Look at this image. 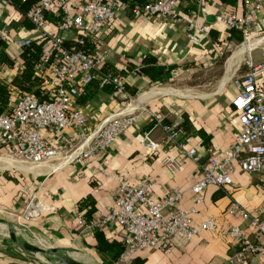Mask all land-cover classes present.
Listing matches in <instances>:
<instances>
[{
  "label": "crops",
  "instance_id": "1",
  "mask_svg": "<svg viewBox=\"0 0 264 264\" xmlns=\"http://www.w3.org/2000/svg\"><path fill=\"white\" fill-rule=\"evenodd\" d=\"M84 1L71 0L70 11L76 13ZM175 4L178 11L187 15L196 14L198 20L205 24V33L199 37L197 44L188 43L182 22L169 21L156 15L132 17L125 11H117L94 37V49H99L104 55L103 65L115 73L112 76L118 75L124 91L130 97L114 95L94 82L81 86L74 98V106L85 114L87 130L110 114L120 111L126 102H129L128 107L135 102L137 113L135 122L115 138L104 153L80 162L41 166L37 168L39 172L0 170V213L17 216L31 195L35 203L46 207L35 218L17 221L22 232L38 235L47 241L29 238L30 242L40 248L46 249L47 245L60 248L62 254L86 264H106L108 260L112 261L110 251L101 255L94 249L93 230L75 226L77 202L85 195H90L94 204L91 216L97 218L112 205L118 178L123 174V179L132 186L148 181V195L151 198L177 187L181 196L176 205L189 208L194 199L190 186L199 178V171L198 165L186 157L183 150L194 148L201 163L210 152L220 158L235 137L238 112L230 104L236 93L232 80L244 73L240 67V55L260 39H245L243 45L233 50L221 76L214 80L210 88L179 90L170 85L157 86L161 83L148 85L146 76L136 72L142 65L141 59L146 55L155 57L157 64L175 66L172 77L163 84L210 68L221 55L220 45H224L211 40L208 35L211 28L216 31L218 40L223 38V25L215 21V14L221 9L236 12L241 9L239 0L234 5L218 0H175ZM18 23L19 15L8 0H0V26L5 25L9 29L7 44H15L18 38L34 35L33 32L27 34L26 29L19 27ZM43 26L46 31L55 32V24L45 20ZM261 29H264V4L250 32ZM60 34L66 39H72L75 35L73 30ZM246 42L251 43L245 48ZM15 46L13 50L17 53L19 47ZM254 47L248 57L257 63L264 58V51L257 52ZM17 68L16 59L6 76L0 79L7 83ZM255 82L259 88L264 89V72L256 76ZM132 89H135L134 95L129 93ZM159 123L173 126L182 132L178 134L176 143L165 141ZM41 133L47 139L51 132L44 128ZM144 134L157 144L154 152L144 147ZM53 144L56 146L59 140L53 137ZM7 162L6 157H0V165L27 169L19 163ZM202 195L201 202L195 206V212L191 215L194 224L202 217L211 215L215 218L217 229L197 230L189 240L174 237L166 250L140 251L134 256L142 259L140 264H264V259L257 255L248 256L242 263L232 262L230 258L239 240H232L217 232L218 229L235 225L242 229L244 237L258 239V233L248 225L247 220L242 219L237 212L228 213V209L235 204L250 216L264 220L263 170L242 172L234 164L228 185H207ZM100 231L107 240L122 245V230L119 227L106 224ZM55 255L56 252L48 254L53 261L50 262L45 255L23 250L9 237L0 234V264H58L53 257Z\"/></svg>",
  "mask_w": 264,
  "mask_h": 264
},
{
  "label": "built area",
  "instance_id": "2",
  "mask_svg": "<svg viewBox=\"0 0 264 264\" xmlns=\"http://www.w3.org/2000/svg\"><path fill=\"white\" fill-rule=\"evenodd\" d=\"M70 2L71 0H38L24 13L33 27L34 34L45 41L41 50L42 63L47 62L51 56L53 59L47 69V75L40 79L44 98L40 99L31 92L16 95L9 111L0 114V157L12 158L30 170L41 166L50 167V164L54 163L80 162L100 155L115 138L135 122V102L131 107H128L129 102H126L120 111L110 114L87 130L85 114L74 106L78 89L92 80L104 59L99 49L93 48L92 52L88 53L79 45L83 43L84 38H94L117 11L128 12L132 17L146 14L182 22V29L190 45L197 44L199 37L205 33V24L198 20V16L178 11L175 0H148L130 6L120 0H85L76 13L70 11ZM239 2V12L221 9L214 17L223 27H239L242 38L246 39L251 25L258 18L264 0ZM52 4L60 8V21L55 25L56 33L46 31L43 26L44 13L52 8ZM67 30H73L75 34L72 38L74 43L69 45L63 43L64 38L60 34ZM8 36L7 26H0V42L6 41ZM28 40L29 37L18 38L15 44L24 46ZM231 44L228 42L227 47ZM244 63V73L232 80L236 93L230 100L232 108L238 112V130L223 155L219 158L210 152L205 161L199 163V156L194 148L183 150V154L198 165L199 171V178L190 186L194 195L191 207L179 208L176 205L181 196L177 187L151 198L148 195V181L132 186L126 183L124 175L121 174L113 203L100 216L86 221L77 212L75 226L78 228L102 230L106 224H113L122 230V250L112 264H129L130 260L143 250H166L174 237L189 240L197 230L215 231L217 228L213 216H204L197 224H194L191 217L195 206L203 198V189L207 185H228L234 164H237L242 172L260 169L264 172V89L259 88L255 82L256 76L264 72V58L253 63L247 57ZM99 79L101 84H111V92L114 95L130 97L124 91L123 82L119 78L102 74ZM158 125L165 134V141L176 143L178 134L182 132L173 126L161 123ZM44 128L50 129L51 132L47 139H44L41 133ZM53 137L59 140L56 146L53 144ZM142 141L149 152L156 150L157 144L151 141L147 134L143 135ZM6 147L10 149L6 150ZM53 160L55 162L48 163ZM100 171L107 175L103 169ZM44 209L46 207L35 203L31 195L21 213L14 218L16 222L20 219L35 218ZM235 212L256 230L258 239L250 240L244 237L242 229L235 225L218 229V234L239 240L230 260L242 263L250 255L264 259V220L250 216L232 204L228 213Z\"/></svg>",
  "mask_w": 264,
  "mask_h": 264
},
{
  "label": "trees",
  "instance_id": "3",
  "mask_svg": "<svg viewBox=\"0 0 264 264\" xmlns=\"http://www.w3.org/2000/svg\"><path fill=\"white\" fill-rule=\"evenodd\" d=\"M38 0H8L13 9L19 15V27L26 29L27 34L33 32L32 25L25 18L24 13L26 9ZM121 2L126 3L127 5L142 4L148 0H120ZM221 3L234 5L236 0H218ZM44 20L57 24L60 21V8L59 6L52 4V8L44 13ZM34 33V32H33ZM26 34V35H27ZM208 35L211 40L222 41L224 43L231 40L233 42H240L242 40V35L239 27L222 28L223 38L218 40L216 38V31L213 29L208 30ZM26 37V36H24ZM63 43L66 45L74 43L72 39H63ZM94 38H84V41L79 47L85 52L91 53L95 47ZM45 41L40 39L35 34L29 37L28 43L24 46H18L19 51L14 52L13 48L16 47L15 44H7L6 41L0 42V78H4L6 73L13 67L16 59L18 61V68L15 74L5 83L0 79V114L7 113L9 111L8 105L13 102V98L16 95L33 93L40 99L44 98L42 95V88L40 87V79L43 76L47 75V69H49L53 56L45 62L42 63L41 50ZM221 57V56H220ZM142 65L136 69V72L140 75L146 76L148 79V85H153L155 83H162L167 81L174 72L175 66L168 65L164 66L156 63V58L151 55H146L141 59ZM102 74L114 75L115 73L106 68L105 65H101L98 72L95 74L96 77H93L89 82L95 83V85H100L107 91H112V86L109 83L101 84L99 76ZM116 76V75H115ZM118 77V75H117ZM87 83V84H89ZM131 95H134L135 89L129 90ZM12 100V101H11ZM10 104V105H11ZM9 150V147L5 148ZM94 211L93 199L90 195H85L77 202V212L81 214L84 220H89L92 218L91 214ZM94 233V249L104 255L106 251L112 253V261L118 256L122 250V245L120 242L107 240L100 230H93ZM142 259L133 258L130 260L129 264H140Z\"/></svg>",
  "mask_w": 264,
  "mask_h": 264
},
{
  "label": "rangeland",
  "instance_id": "4",
  "mask_svg": "<svg viewBox=\"0 0 264 264\" xmlns=\"http://www.w3.org/2000/svg\"><path fill=\"white\" fill-rule=\"evenodd\" d=\"M246 39H251V40H258L259 41L255 42L254 45H252V47H254L253 49L257 52L259 51H264V29L261 30H257L255 32H250L249 35H247ZM245 41L244 38H242V40L238 43L236 42H232V44L227 47V42L224 43V40L220 41V43H223L224 45H220V52H221V57L218 58V60H216L215 63L212 64V66L208 69L205 70H201V71H197L194 74L191 75H185V76H181V77H177V79H174L171 82H168L169 84H159L157 86H168L170 85L171 87H174L176 89L182 90V89H192V90H200L202 88H210L212 86V84L214 83V80H216L218 77L221 76L222 72H223V67L226 64V60L227 58L231 55L232 51L235 50L237 47H240V45H243V42ZM219 45V44H218ZM249 48V50L247 52H244L240 55L241 57V63H240V67L242 68L243 72L246 70L245 69V60L249 55V51L251 50V48ZM166 83V82H165ZM51 162H55V160L50 161L48 163ZM0 167H4V168H10V167H5L3 165H0ZM0 168L1 171H5L7 169H2ZM13 168V167H12ZM10 168V169H12ZM29 171L31 172H39L40 169H33L30 170L29 167H26ZM27 169H21V172H26ZM44 170V169H42ZM9 171V169H8ZM3 215H7L5 213H0ZM67 255V254H66Z\"/></svg>",
  "mask_w": 264,
  "mask_h": 264
},
{
  "label": "water",
  "instance_id": "5",
  "mask_svg": "<svg viewBox=\"0 0 264 264\" xmlns=\"http://www.w3.org/2000/svg\"><path fill=\"white\" fill-rule=\"evenodd\" d=\"M0 225H3L2 230H0V234L9 237L10 240L17 243L23 250L41 254L43 256L47 254H53L56 252V255L53 257L55 258V261L58 262V264H86L84 262L77 261L66 254H62L60 248H52L50 245H47L48 247L45 249V248H40L36 244L30 242L29 238H33L41 241L45 239L35 234L22 232L19 229L21 228V225L18 224L15 218L11 215L0 214ZM47 258L50 259L49 256ZM106 264H112V261L108 260Z\"/></svg>",
  "mask_w": 264,
  "mask_h": 264
},
{
  "label": "bare ground",
  "instance_id": "6",
  "mask_svg": "<svg viewBox=\"0 0 264 264\" xmlns=\"http://www.w3.org/2000/svg\"><path fill=\"white\" fill-rule=\"evenodd\" d=\"M251 42H246L245 43V45H244V47L246 48L249 44H250ZM7 158V160H8V162L7 163H9V162H11V163H14V164H18L17 162H15L12 158H9V157H6ZM6 162V161H5ZM2 164V163H1ZM6 164V163H5ZM13 165V164H12ZM3 228V225L2 226H0V230ZM46 256V258L48 257V254L47 255H45ZM48 259V258H47ZM50 262H53V261H51L50 259H48Z\"/></svg>",
  "mask_w": 264,
  "mask_h": 264
}]
</instances>
